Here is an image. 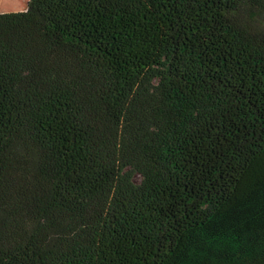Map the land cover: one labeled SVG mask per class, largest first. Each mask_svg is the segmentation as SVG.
Returning <instances> with one entry per match:
<instances>
[{
    "label": "trees",
    "instance_id": "obj_1",
    "mask_svg": "<svg viewBox=\"0 0 264 264\" xmlns=\"http://www.w3.org/2000/svg\"><path fill=\"white\" fill-rule=\"evenodd\" d=\"M0 264H264V0L0 13Z\"/></svg>",
    "mask_w": 264,
    "mask_h": 264
},
{
    "label": "rangeland",
    "instance_id": "obj_2",
    "mask_svg": "<svg viewBox=\"0 0 264 264\" xmlns=\"http://www.w3.org/2000/svg\"><path fill=\"white\" fill-rule=\"evenodd\" d=\"M28 2L29 0H0V13L22 12L27 8Z\"/></svg>",
    "mask_w": 264,
    "mask_h": 264
}]
</instances>
